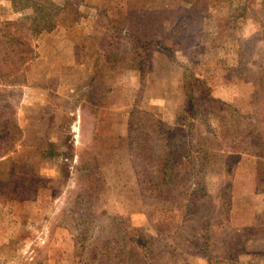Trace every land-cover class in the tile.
<instances>
[{"label":"rangeland","instance_id":"374dc122","mask_svg":"<svg viewBox=\"0 0 264 264\" xmlns=\"http://www.w3.org/2000/svg\"><path fill=\"white\" fill-rule=\"evenodd\" d=\"M0 24L40 56L0 81L17 124L26 79L39 73L55 96L64 72L61 92L83 100L81 129L68 114L74 100L56 99L60 129L50 119L33 129L28 112L18 124L0 264H87L114 232L110 244L128 250L114 264L264 250V0H0ZM119 106L127 123L110 129L105 111ZM22 178L31 191L14 190ZM197 179L205 188L187 216Z\"/></svg>","mask_w":264,"mask_h":264},{"label":"trees","instance_id":"16d2710c","mask_svg":"<svg viewBox=\"0 0 264 264\" xmlns=\"http://www.w3.org/2000/svg\"><path fill=\"white\" fill-rule=\"evenodd\" d=\"M48 23V25H45L44 27L42 26L40 28H38L39 22L36 23L35 27L37 32H39L40 29H52L53 23H51V19H49ZM35 56L36 53L34 47L31 43H29L28 40L24 39L18 34H15L13 31L7 28V26L0 24V81H9L26 61L34 58ZM21 137L22 131L16 122L15 105L10 99V93L6 91H0V194H3V192H1V188L6 187V184H4L3 180H6L8 176L10 177L13 175L12 170L14 168L10 167L9 163L11 162L12 157L8 156V154L14 149L15 144L21 139ZM164 166L165 164H163V167ZM197 178L200 177L197 176ZM22 180H24L25 183H18L14 187V190L27 192V188L31 191L33 185L30 184L29 179L22 178ZM190 186L192 188L185 205L187 211L185 215L187 216H189L187 213L191 203L195 202L198 197L195 195L197 194L196 192L205 188L204 182H202L200 179L195 180V182L192 184L190 183ZM113 234L115 235L111 237H102L99 239L98 242H100V244L98 245L97 252L93 253L92 261L89 260L87 264H114L113 262L120 261L121 259L123 260V255H127L128 250L125 249V247L119 248L110 244L111 241H116L117 235H119L118 232H114ZM138 242H140V245L138 247L136 246L138 248V252L136 253L142 257L145 254L144 250L148 240L144 241L143 239H140ZM165 247L166 249L162 253L163 256H173L172 249L170 250V247ZM173 250H176V248L174 247ZM202 253L203 255L206 254L204 252ZM239 253L240 251L238 250L226 249L223 251V255L216 259L207 257L206 262L207 264H214L227 261L228 263L233 264Z\"/></svg>","mask_w":264,"mask_h":264},{"label":"crops","instance_id":"0c3cea01","mask_svg":"<svg viewBox=\"0 0 264 264\" xmlns=\"http://www.w3.org/2000/svg\"><path fill=\"white\" fill-rule=\"evenodd\" d=\"M39 52V51H38ZM40 53V52H39ZM37 56V58H36ZM36 56L33 58L32 63L37 62L40 59V56H38L36 54ZM63 67V71H65L68 67L69 64L64 63L60 65V69ZM83 65H77L76 68H82ZM51 76V75H50ZM90 75H87L86 77H89ZM49 75L46 72L43 73H39V75L34 76V77H28V79H26L28 88L23 89V90H28V93L26 94L25 91V97H23L21 99V102L19 105H17V120H18V124L21 127L22 131L23 129H25V126L23 124V116L25 114V112L28 113H34L33 116V129H38L36 125V120L40 119L43 121H48L50 119L51 121V128L50 129H60V124H56L52 122V119L54 120V117H59V113H60V104L56 101L57 100H64V101H68V102H74L76 103L75 105V109L71 110L69 109L68 114L73 115L74 117V125L72 126L73 129H81L80 128V121L82 119V102L83 100L79 98V96L77 97H68L66 98V94H63L61 92L60 89V85L62 84V81H64L65 79V74L63 73H59L58 77H57V81H58V86L56 88V93L55 96H50V91H53V89L48 87V83H47V79H48ZM57 94V95H56ZM27 98V99H26ZM55 99V100H54ZM124 101V100H122ZM24 102L26 103V105H24ZM129 100L127 101V103L125 102L122 105H128ZM126 105V106H127ZM126 106H119L116 108H109L106 109V113L104 116H106L108 114V116H106V120L107 122H111V124L109 123L108 127H111L110 129H124L125 124L127 123L125 118H122L121 116H117L116 112H121V110H124L126 108ZM46 111V112H45ZM50 111V113L48 112ZM46 113V114H45ZM76 118V120H75ZM79 124V128L76 127V125ZM91 129H97V127H92ZM53 132V131H52ZM53 135H55V133L53 132ZM56 137V135H55ZM51 140H55V138L51 137ZM249 251H254L255 253L257 252L258 254H244L245 251L240 252L236 258V260L234 261L235 264H264V250H257V249H250ZM251 256V257H249ZM250 258V259H248ZM218 264H230L227 261H222L219 262Z\"/></svg>","mask_w":264,"mask_h":264}]
</instances>
